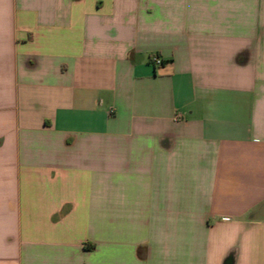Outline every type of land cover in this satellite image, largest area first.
Masks as SVG:
<instances>
[{
	"label": "crops",
	"instance_id": "crops-1",
	"mask_svg": "<svg viewBox=\"0 0 264 264\" xmlns=\"http://www.w3.org/2000/svg\"><path fill=\"white\" fill-rule=\"evenodd\" d=\"M0 264H264V0H0Z\"/></svg>",
	"mask_w": 264,
	"mask_h": 264
},
{
	"label": "built area",
	"instance_id": "built-area-1",
	"mask_svg": "<svg viewBox=\"0 0 264 264\" xmlns=\"http://www.w3.org/2000/svg\"><path fill=\"white\" fill-rule=\"evenodd\" d=\"M152 63L155 64L156 66H161L162 65V60L158 57H153Z\"/></svg>",
	"mask_w": 264,
	"mask_h": 264
}]
</instances>
